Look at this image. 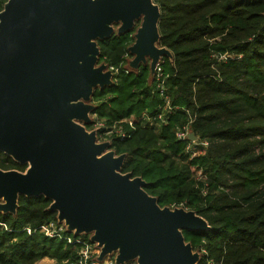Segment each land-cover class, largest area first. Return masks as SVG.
<instances>
[{"label": "trees", "instance_id": "16d2710c", "mask_svg": "<svg viewBox=\"0 0 264 264\" xmlns=\"http://www.w3.org/2000/svg\"><path fill=\"white\" fill-rule=\"evenodd\" d=\"M7 1L0 0V11ZM154 2L161 9L159 45L172 52L161 62L173 108L167 122L144 119L162 112L165 101L150 65L129 68L131 30L98 40L99 61L115 71L111 85L95 90L87 126L133 120L130 136H112L111 149L126 154L122 172L141 176L161 207H184L207 220L208 229L183 231L201 253L198 264H264V0ZM186 125L194 150L177 136ZM0 168L27 165L0 150ZM52 202L21 194L15 214L0 211L8 226L0 224V264L46 257L69 264L73 245L25 230L57 219Z\"/></svg>", "mask_w": 264, "mask_h": 264}, {"label": "water", "instance_id": "95a60500", "mask_svg": "<svg viewBox=\"0 0 264 264\" xmlns=\"http://www.w3.org/2000/svg\"><path fill=\"white\" fill-rule=\"evenodd\" d=\"M161 9L154 0H8L0 11V150L26 172L0 168V208L16 213L19 196L45 195L76 234H91L101 258L117 262L198 264L184 230L207 220L184 207H161L141 176L123 173L126 154L99 142L79 121L91 123L97 88L113 83L98 40L129 32L139 68L149 57L154 74L172 52L159 45ZM194 137V134L191 133Z\"/></svg>", "mask_w": 264, "mask_h": 264}, {"label": "built area", "instance_id": "2783aa9c", "mask_svg": "<svg viewBox=\"0 0 264 264\" xmlns=\"http://www.w3.org/2000/svg\"><path fill=\"white\" fill-rule=\"evenodd\" d=\"M222 57L225 56L223 55ZM161 62L162 58L157 63L153 75L156 77L157 88L160 90V94L164 98L165 105L163 111L157 116L151 117L146 114L144 115V119L148 120L151 125H158L167 122L165 114L166 112H171L173 110L170 96L167 95L165 84L166 75L163 71ZM110 68L113 72L115 71L113 67ZM94 126L97 127V134L99 133L100 136L110 137L108 140L109 142H111L112 136L121 138L130 136L131 130L135 128V124L133 123L132 119L116 121L111 125H107L104 121L98 120L96 123H94ZM191 133L190 127L186 125L184 128L179 129L177 136L182 140L190 139L191 142L188 144V149L194 150L195 145L198 143L195 139L196 137L191 136ZM202 144L207 145L208 142H202ZM0 224L6 229L8 228L6 223L0 222ZM25 230L28 234H33L39 230L47 237L64 240L68 244L73 245L75 254L71 258H68L67 261L69 264H138L136 259L126 261L125 263L117 262V252L109 253L101 258L102 247L98 244V242L92 240L91 234H88L89 238L84 237V234L86 233L76 234L75 230L71 231L65 221H60L58 217L57 219L48 220L36 228L26 226ZM43 260H52L53 264H57V260L54 258H43L42 261Z\"/></svg>", "mask_w": 264, "mask_h": 264}, {"label": "rangeland", "instance_id": "374dc122", "mask_svg": "<svg viewBox=\"0 0 264 264\" xmlns=\"http://www.w3.org/2000/svg\"><path fill=\"white\" fill-rule=\"evenodd\" d=\"M141 23H142V18H140V19H138V20H136L135 21V24H134V27L132 28V30H134V32H133V34H132V36H133V38H134V42H135V39H136V34H137V31H138V29H139V27L141 26ZM120 26H121V22H117V23H115L114 25H113V27H114V33H116V34H119V28H120ZM133 42V43H134ZM132 43V44H133ZM134 58H135V55L132 53L130 56H129V58H128V65H129V68H131V69H133V70H136V69H138V68H135V67H133V60H134ZM104 63H106V62H104V61H99L98 63H97V66H99V65H101V64H104ZM106 64H108V63H106ZM142 65H151V59L148 57L143 63H142ZM108 66H109V64H108ZM110 68V67H109ZM151 68V67H150ZM111 69V68H110ZM112 70V69H111ZM92 104H94V102L92 101L91 102ZM95 105V104H94ZM90 117H91V119H93V118H95V116H93L92 114H90ZM82 125H84V127L89 131V132H91V131H93V130H96V126H94V125H92L91 127H88L87 125L88 124H86L84 121H79ZM97 136H98V141L99 142H104V141H108L109 139H110V137H105V136H100V134L98 133L97 134ZM112 150V149H111ZM29 167V164H27V168ZM27 168H26V170H27ZM16 170H18V169H16ZM26 170L25 171H21V170H18V171H21V172H26ZM5 200H4V198H0V204L1 203H3ZM0 211L1 212H4V211H2L1 210V208H0ZM196 252H199V251H195L194 250V253H196ZM199 255H200V257H201V253L199 252ZM36 264H53L52 263V260H40V261H38V263H36Z\"/></svg>", "mask_w": 264, "mask_h": 264}, {"label": "crops", "instance_id": "0c3cea01", "mask_svg": "<svg viewBox=\"0 0 264 264\" xmlns=\"http://www.w3.org/2000/svg\"><path fill=\"white\" fill-rule=\"evenodd\" d=\"M46 258H49V257H46Z\"/></svg>", "mask_w": 264, "mask_h": 264}]
</instances>
